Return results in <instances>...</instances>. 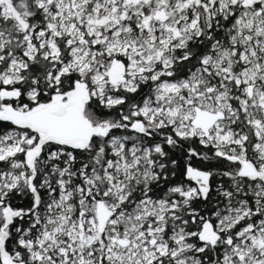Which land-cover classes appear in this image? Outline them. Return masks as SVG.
Returning <instances> with one entry per match:
<instances>
[{"label":"snow or ice","instance_id":"6c2138e0","mask_svg":"<svg viewBox=\"0 0 264 264\" xmlns=\"http://www.w3.org/2000/svg\"><path fill=\"white\" fill-rule=\"evenodd\" d=\"M0 264H264V0H0Z\"/></svg>","mask_w":264,"mask_h":264}]
</instances>
